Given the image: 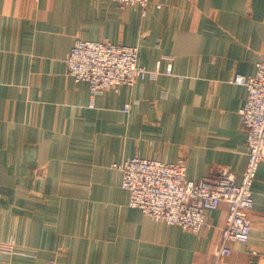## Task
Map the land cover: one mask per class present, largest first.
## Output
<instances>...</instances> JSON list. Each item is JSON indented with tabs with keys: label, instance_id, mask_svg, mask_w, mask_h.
I'll return each mask as SVG.
<instances>
[{
	"label": "crops",
	"instance_id": "0c3cea01",
	"mask_svg": "<svg viewBox=\"0 0 264 264\" xmlns=\"http://www.w3.org/2000/svg\"><path fill=\"white\" fill-rule=\"evenodd\" d=\"M147 8L0 0V264H264V162L249 239L229 242L224 256V202L192 232L129 206L112 167L133 155L182 156L190 179L226 168L239 180L247 92L231 78L253 74L264 57V0ZM78 39L137 46L139 63L161 71L93 95L66 71Z\"/></svg>",
	"mask_w": 264,
	"mask_h": 264
},
{
	"label": "built area",
	"instance_id": "2783aa9c",
	"mask_svg": "<svg viewBox=\"0 0 264 264\" xmlns=\"http://www.w3.org/2000/svg\"><path fill=\"white\" fill-rule=\"evenodd\" d=\"M115 1L120 5H138L142 15L148 11V0ZM65 63L67 73L75 81L87 82L93 95L155 77L161 71L159 62L151 71L139 63L137 46L106 40H75ZM164 71H171L170 63ZM231 81L245 86L247 92L239 108L248 149L239 180L226 168L214 178L190 179L182 156L165 161L133 155L112 164L121 171L120 185L128 193V205L168 224L198 232L206 223V211L224 202L227 213L217 256L230 254L229 242L246 243L250 236L252 184L259 164L264 162V57L256 62L253 74L235 73Z\"/></svg>",
	"mask_w": 264,
	"mask_h": 264
}]
</instances>
